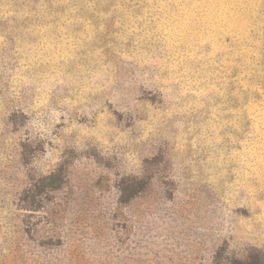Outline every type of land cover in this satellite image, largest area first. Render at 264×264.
<instances>
[{
	"label": "rangeland",
	"instance_id": "rangeland-1",
	"mask_svg": "<svg viewBox=\"0 0 264 264\" xmlns=\"http://www.w3.org/2000/svg\"><path fill=\"white\" fill-rule=\"evenodd\" d=\"M264 255V0H0V264Z\"/></svg>",
	"mask_w": 264,
	"mask_h": 264
},
{
	"label": "trees",
	"instance_id": "trees-1",
	"mask_svg": "<svg viewBox=\"0 0 264 264\" xmlns=\"http://www.w3.org/2000/svg\"><path fill=\"white\" fill-rule=\"evenodd\" d=\"M235 264H264V255L251 254L244 259H236Z\"/></svg>",
	"mask_w": 264,
	"mask_h": 264
}]
</instances>
